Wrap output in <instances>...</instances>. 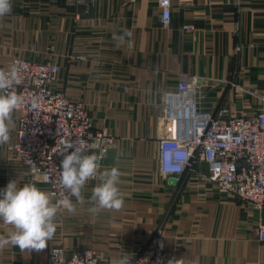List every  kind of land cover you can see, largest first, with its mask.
<instances>
[{
    "label": "crops",
    "instance_id": "obj_1",
    "mask_svg": "<svg viewBox=\"0 0 264 264\" xmlns=\"http://www.w3.org/2000/svg\"><path fill=\"white\" fill-rule=\"evenodd\" d=\"M172 3L169 28L161 25L158 0H93L89 12L77 0H12L10 14L0 18V68L15 57L59 64L55 87L81 100L112 137L101 171L118 167L124 194L119 210L93 213L88 203L62 210L45 249L22 252L9 244L0 247V264H47L54 246L92 247L115 264L148 251L159 230L178 264H264L256 232L264 209L219 189L205 162L163 174L158 156L169 134L161 121L165 95L184 79H197L202 110L264 109V0ZM189 24L192 31L184 28ZM16 114L9 142L0 145V189L17 179L18 186L35 183L49 194L14 152ZM96 183L88 181L86 200ZM12 230L0 221V235Z\"/></svg>",
    "mask_w": 264,
    "mask_h": 264
},
{
    "label": "built area",
    "instance_id": "obj_2",
    "mask_svg": "<svg viewBox=\"0 0 264 264\" xmlns=\"http://www.w3.org/2000/svg\"><path fill=\"white\" fill-rule=\"evenodd\" d=\"M86 12L93 0H77ZM164 28L172 23V0H158ZM193 30V25L184 27ZM19 69V82L13 91L23 97L15 111L17 136L13 149L31 178H41L53 202L70 197L59 187L60 164L65 144L77 141L89 154L103 151L107 156L112 137L97 128L94 117L81 100L67 96L55 87L58 63L15 57L8 66ZM197 79L179 82L176 90L165 95L161 121L169 134L160 139L159 163L163 174H181L196 161L208 165L210 179L222 191L242 199L247 206L264 209V109L253 114H234L226 107L202 110L195 94ZM235 86H238L234 83ZM33 96L39 107L31 108ZM72 149H68L70 153ZM64 210V209H62ZM61 210V211H62ZM257 240L264 242V222L257 225ZM131 264H168L177 260L164 246L159 230L150 249L128 255ZM47 264H108L92 247L69 252L63 246L50 249Z\"/></svg>",
    "mask_w": 264,
    "mask_h": 264
},
{
    "label": "clouds",
    "instance_id": "obj_3",
    "mask_svg": "<svg viewBox=\"0 0 264 264\" xmlns=\"http://www.w3.org/2000/svg\"><path fill=\"white\" fill-rule=\"evenodd\" d=\"M12 0H0V18L10 14ZM126 35H131L127 33ZM123 39V37H121ZM19 82V69L16 65L0 68V145L10 140V133L15 126L13 113L23 104V97L13 91ZM39 98L33 96L31 108L39 107ZM68 149H72L69 153ZM60 164L59 187L75 197V203L69 197L53 202L50 195L36 186L25 183L18 186L17 179L10 180L5 188L0 189V221L10 225L12 231L7 236L0 235V247L12 245L22 252H40L48 246L57 228V219L62 209L76 211V205L88 203L93 213L102 209L119 210L124 204V194L119 188L120 171L118 167H105L101 171V161L105 153L86 154L77 141H69ZM96 180L91 194L85 199L84 190L88 181ZM115 264H131L127 255ZM168 264H178L169 260Z\"/></svg>",
    "mask_w": 264,
    "mask_h": 264
}]
</instances>
